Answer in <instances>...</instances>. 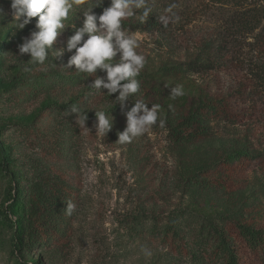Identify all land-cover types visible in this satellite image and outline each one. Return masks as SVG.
Segmentation results:
<instances>
[{"label":"rangeland","instance_id":"1","mask_svg":"<svg viewBox=\"0 0 264 264\" xmlns=\"http://www.w3.org/2000/svg\"><path fill=\"white\" fill-rule=\"evenodd\" d=\"M173 2L180 20L165 28L158 17ZM10 3L0 0V264H218L207 242L212 227L227 229L231 221L264 227V87L251 70L264 21L251 32L230 33L247 3L149 0L147 22L157 26L125 28L137 35L146 64L137 77L140 92L123 104L117 93L90 87L106 70L87 76L64 68L75 54L66 48L83 27L82 13H69L41 66L29 54L17 57L18 45L38 31V17L18 30ZM110 5L103 0L93 11ZM219 54L226 61L218 64ZM206 59L212 66H191ZM177 85L185 95L170 99ZM136 99L149 109L160 105L165 126L157 122L120 144ZM211 99H226L233 119L216 116L206 135L177 140L173 127ZM73 105L86 113L87 128L76 124ZM95 110L113 121L106 136L96 135ZM242 148L252 155L244 165L236 162ZM69 202L76 205L71 216ZM144 248L153 252L147 260Z\"/></svg>","mask_w":264,"mask_h":264},{"label":"clouds","instance_id":"2","mask_svg":"<svg viewBox=\"0 0 264 264\" xmlns=\"http://www.w3.org/2000/svg\"><path fill=\"white\" fill-rule=\"evenodd\" d=\"M103 0H11V15L16 22L18 30H23L32 23V18H37L35 28L30 38H24L23 43L18 45L19 55H30L32 64L46 65L49 51L52 49L58 35H60L69 20V13L83 14V27L77 28L67 43V51L75 49V54L71 56L64 68L75 66L76 73L91 76L97 69L106 70L107 82L104 78H96L90 86L101 92L107 90V95L119 93L116 100L123 104L130 96L140 92V82L137 77L145 68L146 57L139 54V41L136 34H130L124 27L123 21L136 17L140 23H147L153 13V7L149 0H111V5L103 9L97 15L93 9L99 7ZM176 3H170L165 9V14H160L158 19L165 28L170 23H176L180 16L175 9ZM5 15L0 8V17ZM99 22V23H98ZM87 36V39H85ZM64 49L54 55L60 57ZM120 54L119 62L114 63L117 54ZM28 70V69H25ZM124 82V83H122ZM166 87H169L166 84ZM170 99L175 100L185 95L181 85L170 87ZM160 105L153 104L151 109L142 99H136L134 106L126 113L127 128L119 133L117 142L120 144L131 143L136 138L143 136L149 129L159 123V127L165 126V119L160 114ZM172 105H169V109ZM71 113L75 114L76 124L86 127L88 119L86 113L81 114L80 110L73 105ZM98 123L96 124V135L106 136L113 127L104 111H96ZM87 128V127H86ZM76 205L69 202L66 214L71 216ZM146 258H151L153 252L150 248L142 249Z\"/></svg>","mask_w":264,"mask_h":264},{"label":"trees","instance_id":"3","mask_svg":"<svg viewBox=\"0 0 264 264\" xmlns=\"http://www.w3.org/2000/svg\"><path fill=\"white\" fill-rule=\"evenodd\" d=\"M230 1L238 6L247 3L244 5L241 13L233 17L232 26L235 30L230 32L232 35L241 32V29H247L251 32L257 28L261 21H264V0L257 2H247L248 0H215V2L225 4H228ZM132 26H146V28H150L157 25L151 20L144 24H133L126 20L123 21L122 27L129 28ZM254 40L252 46L256 52V62L253 64L254 67L251 70L255 78L262 81L261 85L264 87V24L255 35ZM207 60L191 63V66L193 69H197V66L206 65L207 63L210 64L209 66H212L210 61ZM215 60L218 64L226 61L221 57V54L217 55ZM103 78L107 82V75ZM117 95H119L118 92ZM229 105L230 103L226 99H211L200 103L192 113L173 127L172 132L174 137L177 140L189 141L193 138L206 135L209 131V124L214 117L222 115L233 119L234 115L229 109ZM238 151L236 162L244 165L243 160L251 158L252 155L245 148ZM260 161L261 169L264 170V157ZM231 222H233L232 227H228L227 229L215 226L209 230L210 239L208 238L207 242L212 250L213 260L218 264H245V260L250 258L264 260V227H256L238 221ZM12 228L14 233L19 236L20 226L17 225L15 227L13 224ZM18 244L19 237L15 241V246L19 248Z\"/></svg>","mask_w":264,"mask_h":264}]
</instances>
